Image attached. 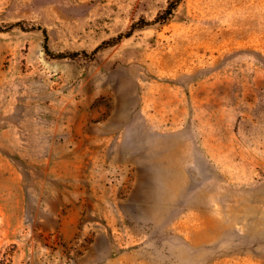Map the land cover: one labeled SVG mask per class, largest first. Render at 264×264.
<instances>
[{
    "label": "rangeland",
    "instance_id": "rangeland-1",
    "mask_svg": "<svg viewBox=\"0 0 264 264\" xmlns=\"http://www.w3.org/2000/svg\"><path fill=\"white\" fill-rule=\"evenodd\" d=\"M176 1L0 0V264H264V0Z\"/></svg>",
    "mask_w": 264,
    "mask_h": 264
},
{
    "label": "trees",
    "instance_id": "trees-1",
    "mask_svg": "<svg viewBox=\"0 0 264 264\" xmlns=\"http://www.w3.org/2000/svg\"><path fill=\"white\" fill-rule=\"evenodd\" d=\"M177 1H179V0H177ZM177 1H176V2H177ZM173 5H175V2H172V5H171V6H170V7H169L164 13H162L160 16H158L157 19H163V20L168 19V18L172 15V13H173V9H174V6H173ZM149 23H150L149 21H147V20H143V21L140 22V25H141V26H144V25H147V24H149ZM14 26H21V27H24L23 24H22V22H15V23L8 24L6 28H11V27H14ZM1 28H2V26H0V29H1ZM129 35H131V31H128V32H126L125 34H124V33L119 34L117 38H114V39H112V40H110V41H108V42H106V43H110V42H112V41H115V39L118 40V39L122 38L123 36H129ZM101 46H102V45H100V47H101ZM46 49H47V52H48L50 55H52L53 57H58V58H61V57H75V56L79 55L80 53H84L85 55H90L89 52H86V51H83V52H80V51H72V52H55V51L51 50V49L48 47L47 44H46ZM96 50H97V49H96ZM96 50H94V51L92 52V54L95 53Z\"/></svg>",
    "mask_w": 264,
    "mask_h": 264
}]
</instances>
